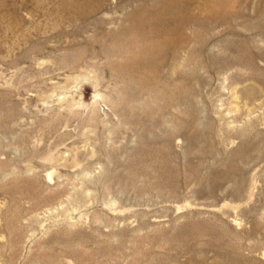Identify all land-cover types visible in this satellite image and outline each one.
I'll list each match as a JSON object with an SVG mask.
<instances>
[{
    "label": "rangeland",
    "instance_id": "obj_1",
    "mask_svg": "<svg viewBox=\"0 0 264 264\" xmlns=\"http://www.w3.org/2000/svg\"><path fill=\"white\" fill-rule=\"evenodd\" d=\"M203 3L0 0V264H264V0Z\"/></svg>",
    "mask_w": 264,
    "mask_h": 264
},
{
    "label": "bare ground",
    "instance_id": "obj_2",
    "mask_svg": "<svg viewBox=\"0 0 264 264\" xmlns=\"http://www.w3.org/2000/svg\"><path fill=\"white\" fill-rule=\"evenodd\" d=\"M204 3V10L214 11L218 8H224L231 4V0H202ZM165 26V25H164Z\"/></svg>",
    "mask_w": 264,
    "mask_h": 264
}]
</instances>
